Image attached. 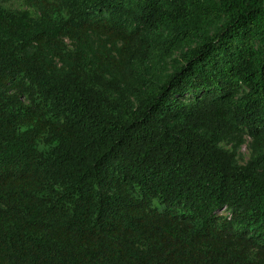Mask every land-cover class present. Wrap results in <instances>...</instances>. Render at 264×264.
<instances>
[{
    "label": "trees",
    "instance_id": "16d2710c",
    "mask_svg": "<svg viewBox=\"0 0 264 264\" xmlns=\"http://www.w3.org/2000/svg\"><path fill=\"white\" fill-rule=\"evenodd\" d=\"M0 264H264V0H0Z\"/></svg>",
    "mask_w": 264,
    "mask_h": 264
},
{
    "label": "rangeland",
    "instance_id": "374dc122",
    "mask_svg": "<svg viewBox=\"0 0 264 264\" xmlns=\"http://www.w3.org/2000/svg\"><path fill=\"white\" fill-rule=\"evenodd\" d=\"M243 152H244V153H246V152H247V150H246V149H244V150H243Z\"/></svg>",
    "mask_w": 264,
    "mask_h": 264
}]
</instances>
